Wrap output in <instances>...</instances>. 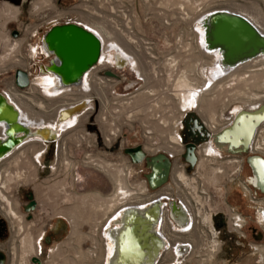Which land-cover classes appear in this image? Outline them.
Here are the masks:
<instances>
[{"label":"rangeland","instance_id":"1","mask_svg":"<svg viewBox=\"0 0 264 264\" xmlns=\"http://www.w3.org/2000/svg\"><path fill=\"white\" fill-rule=\"evenodd\" d=\"M219 8L244 11L264 24V0H0V92L18 93L23 109L38 121H54L65 107L57 108L64 100L72 103L77 99L75 103L88 98L92 103L78 113L77 124L60 135L54 154L51 151L45 161L34 160L35 153L46 145L33 140L0 162V191L18 213L16 221L11 220L0 200V219L6 224L0 250L7 255L6 264H105V227L118 208L131 203L118 200L119 187L141 197L133 202L156 192L148 187L145 163H132L125 148L142 145L149 155L185 153L181 129L185 110L196 112L211 130L210 126L224 121L232 104L245 106L264 100V60L239 69L232 84L228 80L216 83L196 99L201 88L213 81L214 60L201 52L196 19ZM54 22L90 25L100 29L105 39H117L136 55L143 76L130 64L117 69L115 50L111 51L113 63L91 69L88 92L47 94L38 82L42 66L51 58L42 54L39 45ZM14 30L20 34L14 36ZM17 69L37 77L33 89L16 84ZM106 71L119 77L111 82ZM206 143L198 147L199 160L183 181L186 185L174 187L181 197L188 195L190 187L195 198L194 228L182 235L192 242V250L187 260L178 261L168 247L157 264H264V237L257 240L252 232L254 227L263 232L264 227L256 222L253 205L243 191L251 171L246 166L240 171L234 156L205 154ZM257 144L264 147V132ZM175 167V173L183 169L187 177L186 169ZM30 192L37 207L27 212ZM220 210L234 223L244 213L247 218L242 215L241 223L248 219L250 225L241 230L245 238L240 239V231H235L230 239L225 226L215 222L217 230L222 228L223 246L210 260L211 222ZM259 222L264 226V221ZM60 224L63 228L58 230Z\"/></svg>","mask_w":264,"mask_h":264},{"label":"water","instance_id":"2","mask_svg":"<svg viewBox=\"0 0 264 264\" xmlns=\"http://www.w3.org/2000/svg\"><path fill=\"white\" fill-rule=\"evenodd\" d=\"M206 41L210 48L221 49L225 64L236 65L264 53V34L245 16L229 11H215L205 19ZM18 31L14 32V36ZM47 48L54 55L50 69L60 78L64 85H74L82 81L85 73L99 61L102 52L100 38L85 26L76 22H66L53 25L44 37ZM107 75L115 76L112 71ZM16 84L22 88L29 86V74L24 69L15 71ZM6 110L8 114L3 112ZM7 121L5 139L0 138V159L10 153L15 146L24 141L19 133L29 135L31 130L20 124L18 110L6 96L0 92V120ZM264 121V105L254 111L241 110L232 124L216 135L219 142L228 144L230 151L237 154L246 153L255 128ZM185 125L188 128H198V136L184 138V159L193 170L198 162L197 146L201 141L211 137L201 123L196 112L187 114ZM23 139V140H22ZM132 163L145 162L149 172L146 174L148 185L156 190L169 181L172 160L165 152L148 155L142 145L125 148ZM250 166L254 173L255 185L264 192V161L250 157ZM30 201L25 206L27 212L36 209L37 201L30 192ZM171 216L180 224H186L188 217L182 206L173 202L170 206ZM162 212V202L155 200L146 208H127L123 212L122 224L112 231L114 251L109 264H155L164 240L155 229ZM32 216L30 215L29 218ZM5 222L0 219V224ZM7 255L0 250V264H6ZM40 262L39 258H35Z\"/></svg>","mask_w":264,"mask_h":264},{"label":"bare ground","instance_id":"3","mask_svg":"<svg viewBox=\"0 0 264 264\" xmlns=\"http://www.w3.org/2000/svg\"><path fill=\"white\" fill-rule=\"evenodd\" d=\"M222 10L229 11V12H232V13H238V14H241V15L245 16L247 19H249L258 28V30L262 34H264V24L262 23V21H260L258 17L254 16V15L250 16L248 13H246L244 11H236V10H231V9H228V8L211 9V10H207V11L201 13L197 17L196 20H199L198 25H197V28H198L197 33L199 34V37H200L199 39H201V41H200L201 42V46L206 47V49L203 48V50L201 52L204 53V55L205 54L206 55H212L213 58H214L213 63H211L212 64V79L214 81V79H216V77L224 75L223 77H221L217 81H215L211 85V88L216 83L218 85L220 83H223L224 81L226 83V80H228V82H229L227 84H232V81L236 80V78H238L237 74H238V70L239 69L245 68L246 66H250V64H253V63L255 64L257 61L264 60V53H262V54L254 57V58H251V59H249L247 61L241 62L238 66L234 67V65L225 64V62L223 61V52H222L221 49H219V48L214 49V48H210L208 46L207 41H206L205 19L211 13H213L215 11H222ZM87 28H89L90 31L94 32L100 38V40L102 42L101 57H100V59H99L97 64L101 65V64H104V63L106 64L108 62L109 63H113L114 60H113V56H111V51L114 52L116 50V51H118V53L115 54V64H116V68L117 69L120 70V69L128 68L129 64H130L131 67L133 69H135V71H137V72L139 71L141 76H143V74H142L143 71H141V67H140L139 61H138V59H137V57H136V55L134 53H132L129 49L124 47V45L119 43V41L117 39H113V38L112 39H108V40L105 39V37L103 36V33L101 32L100 29L95 28V27L92 28L90 25L87 26ZM106 34H108V33H106ZM44 37H45V32L40 37L39 48L41 49L42 54H44L47 57H50L51 59H49L50 63L48 65L42 66V69H41V72H40L41 80H40V82H38L39 86L47 94L56 95V96L59 95L60 93H62V95H63L67 91H80V92L82 91V92H85V93L88 92V90L90 89V85H91V79H90V74L92 72L91 69L85 73V75H84V77H83V79H82V81L80 83L74 84V85H64V84H62L61 81H60V78L55 74V72H53L50 69L51 61L53 59L52 58L53 54L47 48V45H46L45 40H44ZM107 37H108V35H107ZM128 37L132 39L131 36H128ZM200 49H201V47H200ZM109 51H110V53H107ZM217 64H219L218 67H216ZM232 68H233V70H232ZM259 68H261V67H259ZM254 69H256V68H254ZM115 76H117L116 73H115ZM139 77H140V75H139ZM29 78H30L29 88L33 89L32 85H33V82L37 79V77L34 78V77H32V75L29 74ZM229 80H231V81H229ZM211 83H210V81H208L205 84L206 86L204 85L201 88V90L198 93V96L196 98L197 101H199L200 96L202 95L203 92L208 91V89L210 88V84ZM225 83H223V84H225ZM188 84H186V85H188ZM13 89L17 91L16 88H13ZM2 93L3 94L6 93L8 95V97L10 99V103L13 106H15L16 109L18 110V116H19L20 124H23L24 126L28 127L31 130V133L29 135H24L23 133L20 132L19 136L21 135L22 136L21 138H23L24 141L22 143H20L19 145L15 146L14 149L10 153H8L4 158L0 159V162H2L4 159L8 158L14 152H16L18 150H22V148H24L29 142H31L33 140H39V141L43 142V144L46 145L43 149H41L40 151L35 153V157H34L35 159L34 160L39 162L40 160L43 159L44 151L47 149V147L48 148L50 147V146H47V145L49 143L51 144V142H53L51 139L56 138L54 140V145L55 144H59V140L61 138L60 135H63L64 132H67V129L72 128L74 124L75 125L77 124L78 121L76 123H75V121H76L77 116L79 115L78 113L81 112L82 110H84L88 106V104H92L90 102L91 100H88V98L79 100L78 102H75V103H73V102L76 101L77 99L72 101V103L67 102V101L64 100L61 105L57 106V108L60 107V106H65V107H61V109L58 111L56 119L54 121L51 120V122H50L49 120H45V119L38 121V119L33 117L30 114V112H27L26 110L23 109V103H22L23 101H19L20 98L18 96V93H16L15 91H12V90H9V91H6V92H2ZM251 95H253V97H255V98L257 97L256 94H251ZM188 98H189V96H188ZM64 99H66V98H64ZM263 104H264V100L261 101V102H257V103H253V104L245 105V106H241L239 104L235 105L232 108L231 119H234V117L237 116V114L241 110H244L246 108H248L250 110H254L257 107L258 108L261 107V105H263ZM39 106H43V105L40 104ZM46 108H47V106H46ZM3 112L6 113V115L8 114V112L6 110H3ZM219 126L220 125H218L216 127L213 126V125L210 126V128H212L211 129V133H210L211 137L207 141V143L205 142L206 143L205 150H204L205 154H208V155H211V156L221 157L222 153H225L224 150H226V151L230 152L231 155L232 154L236 155L237 153L230 151L228 144H225V143L217 141L216 135L219 132H221V130L220 131L217 130L219 128ZM32 127H34V128H32ZM6 128H7V121H5L3 119L0 120V138H2V139H5L7 137ZM261 147H262V149H264L263 146L258 145V149H260ZM143 148H144V146H143ZM57 150H58V146H57ZM144 150H145V148H144ZM197 151H198V149H197ZM170 152L174 153L173 149L170 150ZM167 155L168 156L169 155L174 156L173 154H169V153ZM176 155H178V154H176ZM197 155H198V153H197ZM234 157H236V156H234ZM198 160H199V158H198ZM41 162L43 163V161H41ZM143 163H145V162H143ZM196 166H197V164H196ZM171 170H172V168H171ZM177 172H178V177L180 178L179 181H182V182L184 181L185 182L187 180L185 171L182 169V170L177 171ZM250 180L253 183H255L253 176L251 177ZM164 185L162 187L156 189V190H153V191H156L155 193H153V194H155L154 196L148 198L147 200L140 201V202H133L132 200H134V199L135 200L136 199L140 200L141 197L133 196L134 193L131 192L130 190H128L127 187H125L123 185H121L119 187L118 200H120V201L121 200L122 201H124V200L127 201L128 200L131 203H127V204L123 205L122 207L118 208L115 211V213L112 215V217L110 218V221H109L107 227H105L104 235H105L106 241H107V246H106L107 247V249H106L107 250V254H106V259H105V262H104L105 264H109V259H110L111 255L113 254V251H114V239L111 236L112 235V231L117 229V228H119L121 226V224H122V216H123L124 210H126L127 208H131V207H138L140 209L148 207L152 201L159 200V198L161 196L159 191L164 187ZM148 187H149V185H148ZM135 193H136V191H135ZM185 199L190 201V198H188V196H186ZM0 200L5 202V205H6L5 213H6V215L8 217H10L11 220L16 221L17 216H18L17 210L13 207L10 199L7 198L1 191H0ZM173 202L174 201L169 202L168 205L171 206L173 204ZM161 214H162V212H161ZM193 215H196V212H194ZM173 220H174V218H173ZM260 220L264 221V211L261 212ZM159 222H160V219H159L158 223L156 224L155 229L162 236V238L164 240V246L160 250V255L158 256L157 261H156L155 264H157L159 259L162 258L164 252H166L165 251L166 250V246L168 245V243L171 242L170 235H168L165 230H162V227L159 228ZM174 224L176 226L175 222H174ZM174 224H172V225H174ZM193 226H194V224H193ZM169 238H170V240H169ZM175 238L177 239L178 237L176 236ZM180 241H182V240H180ZM176 243L177 242L174 243V246L176 245ZM171 246H172V244H171ZM41 248H42L41 244H39L38 250H37L38 253H40ZM175 248L176 249L174 250V248L171 247V250L173 251V254H174V259L178 258V261H181V260H183V258L186 257V260H187L188 256L185 255V251L187 250L188 247L187 246H182V244L179 243V245H177V247H175ZM176 253H177V255H176ZM183 255H185V257H183Z\"/></svg>","mask_w":264,"mask_h":264},{"label":"built area","instance_id":"4","mask_svg":"<svg viewBox=\"0 0 264 264\" xmlns=\"http://www.w3.org/2000/svg\"><path fill=\"white\" fill-rule=\"evenodd\" d=\"M53 25H55V22L50 26V28ZM50 28L48 27V29L45 31V33ZM203 48L206 49V47H203ZM152 52H155V51L153 50ZM149 53H151V52H149ZM154 59L156 60L157 59V56ZM239 64L240 63L234 65V67L235 66H238ZM218 66H219V64L216 65V67H218ZM113 68L116 69L114 67V65H113ZM232 70H233V68H232ZM223 76L224 75H221L219 77H216V79H214V81L210 84V87H211V85L215 81H217L219 78H221ZM118 77H119L118 75L117 76H111V77H108V80L111 81V82H114L115 80H117ZM4 95L7 97L8 101L10 102V99H9L8 95L6 93ZM187 114L188 113H186V110H185L184 111V114L181 117L182 123L186 119ZM183 128H184V126L182 125L181 129H183ZM183 154L184 153L178 154L176 156L175 155L174 156L169 155L170 158H171V160H172L171 175H170L169 181L165 184L166 186L164 185V187L159 191V193L161 194L159 200L162 202V214H161V217H160L159 228L162 227V230H165L166 233L168 235H170V237H171V242L168 243V245L166 246V250L165 251L168 250L167 249L168 247H173L174 250H175L176 249L175 247H177V245H179V243H180V244H182V246H187L188 247L187 250L185 251V255L188 256L189 255V252L192 250L193 245H192V243L188 239H184L185 237L183 238L182 235L183 234H186V233H189L192 230V228H194L193 224L195 225V216H196V215H193L194 212H195L194 211L195 210V207H196L195 204H194L195 203V200H194V197L191 196V194H190V187L188 188V191H187V194L188 195L185 194L184 197L177 196L174 193V187L175 188H179L181 185H186V184L183 183V182H179V179L180 178L178 177V172L177 173L174 172L173 166L174 167L177 166L178 169H181V168H184L185 169L186 168V170L188 172L187 173V178H189V176H188L189 171H190L188 169L189 168V164L184 159ZM243 187L245 189H250V186H248L246 183L245 184L243 183ZM154 195L155 194L151 193L149 196L145 197L141 201L147 200L148 198H150V197H152ZM186 196H188V198H190V201H188V200L185 199ZM171 201H174L179 206H182L184 208V210L186 211V214H187V217H188V221H187L186 224L180 225L176 221L173 220V218L171 216V209H170V206L168 205V203L171 202ZM220 212H222V214L223 213L225 214V212H223L222 210L216 211L214 217H216ZM241 216L237 215V217L234 220L235 221V223H234L233 220L230 219V216H227L225 214L226 221H227V227L229 229V232H231V233H234L235 231H237L238 233H239V231H240V233L242 232L241 230L243 228L244 222L241 223V220H242L241 219ZM174 222L176 223V226H175ZM172 224H174V225H172ZM211 226L213 228L214 235H213V239L211 240V244H212L211 247H213V250H212V254H211L212 256H211V259L210 260L216 258L217 254L221 251L222 246H223V241H222V239L220 237V234L222 232H221V230H217V228L215 226V218L212 220ZM176 236L178 237L177 239L175 238ZM169 240H170V238H169ZM180 240H182V241H180ZM175 242H177V243L174 246V243ZM171 244H172V246H171ZM176 255H177V253H176ZM185 255H183V257H185ZM176 259H178V258H176Z\"/></svg>","mask_w":264,"mask_h":264},{"label":"flooded vegetation","instance_id":"5","mask_svg":"<svg viewBox=\"0 0 264 264\" xmlns=\"http://www.w3.org/2000/svg\"><path fill=\"white\" fill-rule=\"evenodd\" d=\"M14 1V0H13ZM15 1H19V0H15ZM23 1V3L25 2V0H22ZM55 24H59V23H55ZM15 31H17V30H14L12 33H13V35H14V32ZM20 33L18 32V35H19ZM17 35V36H18ZM264 105V104H263ZM262 106V105H261ZM231 107H233V104H232V106ZM231 107L229 108V111H228V113H227V115L225 116V119H224V121L222 122V124H220V126H219V128L217 129V130H221V132L223 131V130H225L226 128H228V127H230V126H232V124L234 123V121H235V119H236V116L234 117V119H231V115H232V113H231ZM260 108V107H259ZM258 109V107L256 108V109H254V110H257ZM244 110H246V111H254V110H250V109H248V108H246V109H244ZM229 118V119H228ZM226 120V121H225ZM232 120V121H231ZM230 122V123H229ZM201 123L202 124H204L202 121H201ZM264 121L263 122H261L256 128H255V131H254V134H253V137H252V140H251V143H250V147H249V149H248V151L246 152V153H243V154H232L231 155V153L230 152H228V151H226V150H224V152L225 153H223V156L224 157H230V156H236L234 159H233V162L234 163H237V164H239V168H240V171H243V168H244V166H246V167H248L249 169H250V171H251V175L249 176V177H247L246 179H245V181L243 182L244 184L246 183L248 186H250V189H245L244 187H243V191H244V194L246 195V196H248V198H249V200L251 201V203H252V205H253V208H254V217H255V219H256V222L257 223H259L262 227H264L260 222H259V220H260V216H261V212H260V209H263L264 208V206H262L260 203H263L264 204V192L260 189V188H258L256 185H255V183H253L250 179H251V177L253 176L254 177V173H253V170H252V168H251V166H250V163H249V160H250V157H256V158H258V159H260V160H262V161H264V150H262V147H261V149H258V145H257V143L259 142V136L261 135V133L262 132H264ZM224 124V125H223ZM263 125V126H262ZM223 126V127H222ZM204 127L206 128V130L208 131V132H210L211 133V130H209L206 126H205V124H204ZM197 131H198V128H193V129H191V128H188L186 125H185V127L183 128V139L185 138V137H187V138H189V139H192L193 137H196V136H198V134H197ZM52 141L53 142H51V144H50V147L48 148L47 147V149L44 151V154H43V159H44V161H45V159L48 157V155L51 153V151H53V154H54V151H55V145H54V139H52ZM205 142H207V141H201L199 144H198V146H197V149H198V147L200 146V145H202L203 143H205ZM185 143V142H184ZM58 146V145H57ZM227 153V154H226ZM46 156V157H45ZM45 157V158H44ZM235 179V178H234ZM29 201H30V199H29ZM26 206V205H25ZM236 209V208H235ZM260 212V213H259ZM263 212V211H262ZM259 214V215H258ZM241 215H243L245 218H247L246 217V215H244V213H241ZM226 219V218H225ZM224 219V216H223V214H218L217 216H216V223L220 226V227H224L225 226V229H224V231H225V233L226 232H229V229H228V227H227V221ZM261 221V220H260ZM215 223V224H216ZM248 225H250L249 224V220L248 219H245V221H244V225H243V228H242V230H244V228H246ZM63 228V226H61V224L58 226V230H60V229H62ZM250 228H252V226L250 227ZM5 229H6V224L4 223V224H0V235H2L3 234V232L5 231ZM221 231H222V228H221ZM252 232H253V236H254V238H256L257 240H260V239H262L263 237H264V229H263V232L262 231H258L257 230V228H253L252 229ZM230 233V239H232L233 238V236H234V233H231V232H229ZM246 236L244 235V233L243 232H241L240 234H239V238L241 239V238H245ZM50 239V237H47V240H49ZM235 239V238H234ZM235 242L239 245V242L237 241V239L235 240ZM255 247H253L252 249H254Z\"/></svg>","mask_w":264,"mask_h":264},{"label":"crops","instance_id":"6","mask_svg":"<svg viewBox=\"0 0 264 264\" xmlns=\"http://www.w3.org/2000/svg\"><path fill=\"white\" fill-rule=\"evenodd\" d=\"M32 128H34V127H32ZM47 146H50V143Z\"/></svg>","mask_w":264,"mask_h":264}]
</instances>
